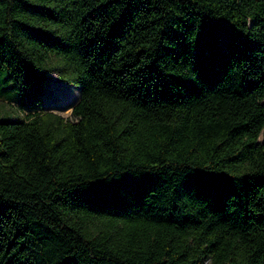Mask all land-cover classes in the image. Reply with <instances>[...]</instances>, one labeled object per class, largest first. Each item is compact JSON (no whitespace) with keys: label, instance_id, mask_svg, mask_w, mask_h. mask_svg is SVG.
I'll return each instance as SVG.
<instances>
[{"label":"trees","instance_id":"16d2710c","mask_svg":"<svg viewBox=\"0 0 264 264\" xmlns=\"http://www.w3.org/2000/svg\"><path fill=\"white\" fill-rule=\"evenodd\" d=\"M50 72L74 118L0 115V264H264V0H0V98Z\"/></svg>","mask_w":264,"mask_h":264},{"label":"rangeland","instance_id":"374dc122","mask_svg":"<svg viewBox=\"0 0 264 264\" xmlns=\"http://www.w3.org/2000/svg\"><path fill=\"white\" fill-rule=\"evenodd\" d=\"M42 104L39 108H20L16 103H11L0 98V115H9L14 117H26L28 112L34 109L42 111H54L65 118H74L71 114V106L79 97V87L77 85L69 86V84L59 80L54 72L47 74L43 92ZM32 96H30V99Z\"/></svg>","mask_w":264,"mask_h":264}]
</instances>
